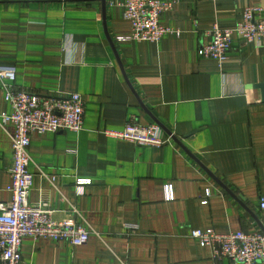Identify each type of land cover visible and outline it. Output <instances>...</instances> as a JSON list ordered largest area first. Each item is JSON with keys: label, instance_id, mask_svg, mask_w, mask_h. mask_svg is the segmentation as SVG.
I'll use <instances>...</instances> for the list:
<instances>
[{"label": "crops", "instance_id": "obj_1", "mask_svg": "<svg viewBox=\"0 0 264 264\" xmlns=\"http://www.w3.org/2000/svg\"><path fill=\"white\" fill-rule=\"evenodd\" d=\"M123 1L0 0V59L17 86L85 102L82 131L32 135L29 199L88 225L90 240L26 236L21 264H231L191 233L264 232V45L234 35L223 64L199 49L214 25L264 0H180L160 17L176 33L158 42L118 40L130 32ZM11 113L0 81V205L12 199ZM131 119L163 126L170 141L107 134Z\"/></svg>", "mask_w": 264, "mask_h": 264}, {"label": "built area", "instance_id": "obj_2", "mask_svg": "<svg viewBox=\"0 0 264 264\" xmlns=\"http://www.w3.org/2000/svg\"><path fill=\"white\" fill-rule=\"evenodd\" d=\"M180 0H124L125 19L130 22V32L118 37L119 41L158 42L173 29L164 26L161 15L171 10ZM234 35L245 43L264 45V7H245L239 21L229 27L214 25L210 41L203 43L199 55L217 60H228ZM17 69L0 59V81L4 99L12 107L11 114L2 115L3 125L11 122L15 133L11 136L13 165L10 169L12 194L9 203L0 205V264H21L23 239L66 241L74 246L89 242L92 229L75 221H57L47 203L33 204L30 194L35 175L30 171L33 162L30 146L34 133L44 134L59 131L80 132L84 129L85 102L79 93L43 95L21 89L16 84ZM109 136L125 139L140 145L160 147L170 141L157 123L141 125L131 119L121 131H107ZM167 200L174 199L173 185H165ZM210 196V190L207 192ZM264 208V199L261 201ZM131 229L137 224L129 223ZM191 236L202 247H209L215 259H229L231 264H264V232L231 231L221 233L214 229H194Z\"/></svg>", "mask_w": 264, "mask_h": 264}, {"label": "water", "instance_id": "obj_3", "mask_svg": "<svg viewBox=\"0 0 264 264\" xmlns=\"http://www.w3.org/2000/svg\"><path fill=\"white\" fill-rule=\"evenodd\" d=\"M259 87H261L262 88V90H263V97H264V84H261V85H259ZM163 127V126H162ZM164 128V127H163ZM165 129V128H164ZM166 131L169 133V134H172L169 130H167L166 129ZM172 137L174 138V136L172 135ZM175 140H177L176 138H174Z\"/></svg>", "mask_w": 264, "mask_h": 264}]
</instances>
